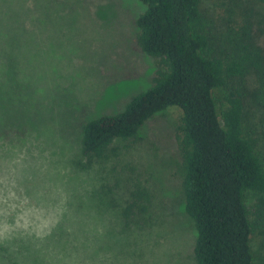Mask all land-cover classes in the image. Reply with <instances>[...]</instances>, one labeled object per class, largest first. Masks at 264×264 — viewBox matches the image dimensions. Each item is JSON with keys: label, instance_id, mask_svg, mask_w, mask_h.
Instances as JSON below:
<instances>
[{"label": "rangeland", "instance_id": "1", "mask_svg": "<svg viewBox=\"0 0 264 264\" xmlns=\"http://www.w3.org/2000/svg\"><path fill=\"white\" fill-rule=\"evenodd\" d=\"M144 9L139 0H0V264H196L179 107L114 142L108 159L82 152L85 120L118 112L152 83L155 58L137 42ZM202 10L218 29L227 11L248 19L264 52L261 1L203 0ZM248 110L261 137L262 110L253 101ZM134 200L148 209L124 218Z\"/></svg>", "mask_w": 264, "mask_h": 264}, {"label": "trees", "instance_id": "2", "mask_svg": "<svg viewBox=\"0 0 264 264\" xmlns=\"http://www.w3.org/2000/svg\"><path fill=\"white\" fill-rule=\"evenodd\" d=\"M139 1L145 9L135 20L137 42L155 58L152 83L118 112L85 120L82 152L108 159L114 142L136 139L149 119L179 107L183 198L197 231L196 264H255L258 258L264 264V52L251 23L230 10L218 29L203 0ZM250 100L262 110L261 137L250 126ZM133 194L148 197L144 188ZM137 206L148 209L134 200L124 218Z\"/></svg>", "mask_w": 264, "mask_h": 264}]
</instances>
